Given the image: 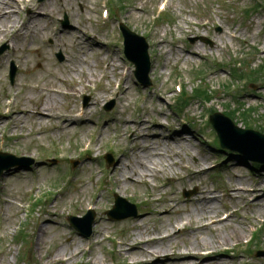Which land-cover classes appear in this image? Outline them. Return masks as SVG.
<instances>
[{"label":"rangeland","instance_id":"374dc122","mask_svg":"<svg viewBox=\"0 0 264 264\" xmlns=\"http://www.w3.org/2000/svg\"><path fill=\"white\" fill-rule=\"evenodd\" d=\"M102 1L0 0L15 23L0 36V49L6 46L0 53V151L25 158L0 176V264H53L49 257L63 252L72 254L67 264H135L125 244L140 234L143 240L169 234L174 238L163 242L184 251L194 241L191 228L205 219L196 211L207 205L201 190L212 194L216 211L209 218L233 213L212 230L197 231V238H211L213 246L219 236L229 239L226 264H264V230L252 245L245 243L260 228L264 205L251 206L252 193L243 191L260 183L264 164L254 168L236 152L216 150L207 122L212 109L230 112L235 124L264 133L263 76L226 87L232 63L241 71L264 64V11L244 15L255 0H110L112 15L105 20ZM163 1L169 2L166 18L157 14ZM122 23L149 42L148 87L137 82L135 65L125 57ZM179 84L191 99L175 113ZM198 85L214 91L209 103L195 97ZM86 98V114L79 116ZM9 104L16 114L8 117ZM43 109L47 115H36ZM150 147L158 153L146 154ZM29 159L33 163L25 165ZM141 161L153 167L138 178ZM231 188L241 189L231 197ZM184 190L193 193L185 197ZM116 194L137 206L138 217H108ZM90 209L95 224L86 237L68 217ZM182 218L189 230H179Z\"/></svg>","mask_w":264,"mask_h":264},{"label":"bare ground","instance_id":"6f19581e","mask_svg":"<svg viewBox=\"0 0 264 264\" xmlns=\"http://www.w3.org/2000/svg\"><path fill=\"white\" fill-rule=\"evenodd\" d=\"M34 15L38 17L40 15L39 9H36L33 11ZM11 12L4 11L2 5L0 4V36L3 35L6 30L4 29L7 25H15L9 18L11 17ZM19 31V30H18ZM45 89H41L43 91ZM46 91V90H45ZM44 107V104H41L39 109H42ZM16 114V112L9 111L7 114L8 117ZM36 115L40 117H44L47 115V110L43 109V111H37ZM47 117V116H46ZM157 125V124H156ZM178 140V137H177ZM148 150V151H147ZM145 152L146 154L150 152H157V150H152L151 147L148 148ZM153 163V162H151ZM139 169L140 171L136 172V176L138 178H142L145 173H148L153 166H148V164L144 161L140 162ZM202 189V188H201ZM241 188H231L229 189L230 196L233 197L235 193H237ZM244 193H249L248 190H243ZM250 193H252V199H250L251 206L253 207H262L264 204V174L263 178L260 180V183L255 185V188L252 190H249ZM204 196V200L206 201L207 205H204V208L200 205L196 211H198L199 217H201L202 213L205 216H202L201 218H205L203 222L199 223L196 227H192V232H194V241L190 243L191 247L184 246V251H182L180 248H172V244H166L163 241L165 239H168V241L171 238V235L166 234L162 235L159 238L157 237H150L148 239L143 240L141 234L137 236L139 239L137 242L134 243H126V248L128 249V253H133L135 264H173V263H179V264H190L194 262V264H226V259L230 257V254L228 253V250L230 248L228 247L227 243L230 241L229 239L225 237L219 236L216 240L217 246H213V242L211 238L203 237L198 239L197 235L195 234L197 231H204V230H212V227L221 223L226 222V220H221L217 218H209L212 217L213 213L216 211L214 209V205H212L213 199L210 198V195H212L209 192H202ZM216 200V199H215ZM257 210V209H256ZM260 210V209H258ZM168 213V212H167ZM231 216V214H230ZM208 217V218H207ZM244 219H248L247 217H244ZM255 219V218H254ZM209 220V221H207ZM180 222H177L178 224H182V228L180 230H189L188 223H184V219L182 218L179 220ZM257 219H255V222ZM251 222V221H249ZM172 227V226H171ZM245 232V231H244ZM203 233V232H201ZM171 237V238H170ZM234 240L239 241V235H233ZM72 241L70 242L72 244ZM147 248H143V247ZM135 252H139L143 256H150L151 259L143 260L137 258V254ZM71 255H64L63 253H57L56 256L49 257L50 260H54L53 264H67L70 259ZM153 256V258H152ZM100 260L96 259L92 264H99Z\"/></svg>","mask_w":264,"mask_h":264},{"label":"water","instance_id":"95a60500","mask_svg":"<svg viewBox=\"0 0 264 264\" xmlns=\"http://www.w3.org/2000/svg\"><path fill=\"white\" fill-rule=\"evenodd\" d=\"M123 30L126 36V52L129 58L138 66L136 74L140 80L145 79L149 83L150 59L148 44L144 37L132 33L126 27H123ZM211 121L218 131L223 146L236 150L252 160L264 162V134L240 128L230 118L221 113L214 114ZM125 202V200L119 198L116 208L110 211L109 215L112 218H124L130 215L136 216L137 210L135 206H133V212L130 214L123 216L117 214ZM90 222H93V215L90 217Z\"/></svg>","mask_w":264,"mask_h":264},{"label":"trees","instance_id":"16d2710c","mask_svg":"<svg viewBox=\"0 0 264 264\" xmlns=\"http://www.w3.org/2000/svg\"><path fill=\"white\" fill-rule=\"evenodd\" d=\"M259 72H260V69H259V70H255V71L251 72V74H250V75H252L253 77H254V76H258V75H259ZM207 92H208V91H207Z\"/></svg>","mask_w":264,"mask_h":264}]
</instances>
